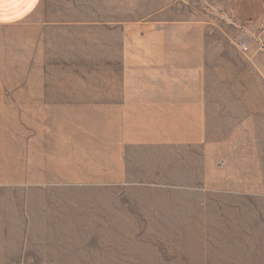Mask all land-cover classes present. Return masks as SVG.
I'll return each instance as SVG.
<instances>
[{"label": "rangeland", "instance_id": "1", "mask_svg": "<svg viewBox=\"0 0 264 264\" xmlns=\"http://www.w3.org/2000/svg\"><path fill=\"white\" fill-rule=\"evenodd\" d=\"M236 4L41 0L0 26V160L19 148L23 175L20 240L0 264H264V114L253 121L243 97L253 82L232 96L224 66L200 81L198 64L178 63L228 57L255 73L250 47L236 46L250 42L228 34L251 2ZM200 84L213 94L208 139L138 103L142 90ZM108 121L123 127L117 151L103 143Z\"/></svg>", "mask_w": 264, "mask_h": 264}, {"label": "crops", "instance_id": "2", "mask_svg": "<svg viewBox=\"0 0 264 264\" xmlns=\"http://www.w3.org/2000/svg\"><path fill=\"white\" fill-rule=\"evenodd\" d=\"M40 1L0 0V26L21 22L32 14ZM230 1L237 2L236 6L239 5V0ZM245 1H250L251 5L247 4L245 9H233V15L237 20L236 24L228 30V34L232 35L233 38L250 42L251 51L248 53L249 55L247 54V58L252 63L255 73H240L234 70L235 63L228 57H216V60L212 56L204 58L183 57L179 59L178 63L188 66L198 64L200 81L206 80L207 72L212 73L214 61L224 66L221 68L220 74L222 77L224 76V80L226 79L228 87L231 83L232 92L234 91L231 93L232 96H238L239 91H242V82H253V85L248 84L247 92L244 91L243 97L248 98V100H244V106L246 112L253 113L252 120L260 123L261 115L264 114V102L262 103L261 98V88L264 92V54H258L254 51V42L259 41V39L264 41V4L262 5V0ZM203 85L200 84L199 87L190 89L142 90L140 92L143 93L141 95L143 99L138 103L142 108L145 107L146 111L158 113L159 117L167 120V122L174 120L183 125L189 122L190 126L199 132V138L208 139L205 131L208 120L207 107L212 104V100L209 98H212L213 94L209 88L202 87ZM223 91L221 96L228 97L230 95ZM226 91H229V88ZM0 140H2L1 137ZM11 151L14 156L12 162L10 159H5V152L2 153L3 157L1 155L0 160V258H4L6 251L14 248V242L20 240L21 233V183L23 177L20 161L21 150L13 147Z\"/></svg>", "mask_w": 264, "mask_h": 264}, {"label": "bare ground", "instance_id": "3", "mask_svg": "<svg viewBox=\"0 0 264 264\" xmlns=\"http://www.w3.org/2000/svg\"><path fill=\"white\" fill-rule=\"evenodd\" d=\"M74 89H76L77 91H74L75 93H81V91H78L79 89L76 87V88H74ZM80 99V98H79ZM78 99V100H79ZM60 101V100H59ZM100 101V100H99ZM113 112V111H112ZM112 112H110V110L108 111V115H105V116H111V117H113V115H114V113H112ZM75 113H77V112H75ZM110 113V114H109ZM79 116H80V114L83 116V112H78L77 113ZM94 114V113H93ZM81 117V116H80ZM94 117V116H93ZM96 117V116H95ZM88 118V117H87ZM92 118V117H91ZM90 118V119H91ZM81 119H83L84 120V118H79V120H81ZM93 119V118H92ZM96 119V118H95ZM116 119V118H115ZM88 120H89V118H88ZM95 121V120H94ZM86 122V121H85ZM108 123H110V124H108V126H107V132H105V139L106 140H104V146H105V148L108 150V151H111V150H113V149H115V151H117L116 149H117V147H115L114 145H116V140L113 142L111 139H112V136H116V137H118V136H124L123 134H122V132H120L122 129H123V127H118L119 126V124H118V126L116 127V126H111V125H113V123L114 122H111V121H108ZM86 124V123H85ZM97 124V123H96ZM115 125V124H114ZM87 126V125H86ZM90 126V125H89ZM97 126V125H96ZM121 126V125H120ZM99 128V127H98ZM104 128V127H103ZM132 127L131 126H129V125H127L126 127H124V131H125V133H126V135H125V138L127 137V134H129V132H130V129H131ZM88 129H89V127H88ZM97 129V128H96ZM90 130H92V129H90ZM162 131H161V133H163V132H165V130H163V129H161ZM60 131V130H59ZM100 131V130H99ZM123 131V130H122ZM140 132V131H139ZM168 132H169V130H168ZM157 133V132H156ZM155 133V134H156ZM60 134H61V132H60ZM87 133H85L84 135L87 137V135H86ZM89 134V133H88ZM170 135H172L173 134V132H170L169 133ZM118 135V136H117ZM152 135H153V133H149L148 134V136L149 137H152ZM61 136V135H60ZM99 137V136H98ZM114 138V137H113ZM116 139V138H115ZM112 141V142H111ZM85 144H87L88 146H90V145H92L93 144V142H92V139L91 140H86L85 141ZM100 145H102V144H100ZM93 148V147H92ZM90 149V148H89ZM87 150V149H86ZM62 159V158H61ZM71 161V160H70ZM50 164H51V162H49ZM62 162H60V164H61ZM49 164V165H50ZM53 164V166H50L51 168V170H50V172H53L54 173V170L55 169H57L58 170V167L57 166H54V163H52ZM86 164V163H85ZM78 166V165H77ZM55 168V169H54ZM66 169L68 170V171H74V170H76L77 169V167H75L74 166V164H72V165H68V166H66ZM94 169V168H93ZM56 170V171H57ZM95 171V170H94ZM53 173H51V175H52V179H58L57 177H54L53 176ZM62 173V172H61ZM73 174H75V176H76V179H81L82 177L84 178V175H85V173H83V172H77L76 171V173H73ZM102 174V173H101ZM58 176V175H57ZM69 176V175H68ZM65 178V177H64ZM117 178V177H116ZM85 179V178H84ZM82 182V181H81ZM96 183V182H95ZM186 228V227H185ZM197 229H200V228H195V232H196V230ZM186 230V229H185ZM194 230V229H193ZM199 232V231H198ZM200 234L201 235H203V234H205V232L203 233L202 231H200ZM196 237V236H195ZM197 238V237H196ZM120 241V240H119ZM182 241V240H181ZM196 242V241H195ZM217 243V242H216ZM130 245V244H129ZM222 245V244H221ZM222 247V246H221ZM193 255V254H192Z\"/></svg>", "mask_w": 264, "mask_h": 264}, {"label": "built area", "instance_id": "4", "mask_svg": "<svg viewBox=\"0 0 264 264\" xmlns=\"http://www.w3.org/2000/svg\"><path fill=\"white\" fill-rule=\"evenodd\" d=\"M236 46L243 53H247L249 51V46L243 41L237 40L236 41Z\"/></svg>", "mask_w": 264, "mask_h": 264}]
</instances>
